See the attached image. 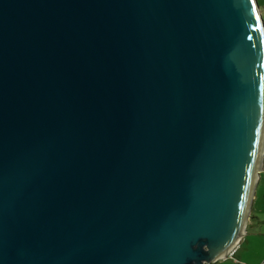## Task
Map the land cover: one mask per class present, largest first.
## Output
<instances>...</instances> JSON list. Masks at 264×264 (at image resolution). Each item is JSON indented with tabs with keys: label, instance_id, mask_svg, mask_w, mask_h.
Returning a JSON list of instances; mask_svg holds the SVG:
<instances>
[{
	"label": "water",
	"instance_id": "1",
	"mask_svg": "<svg viewBox=\"0 0 264 264\" xmlns=\"http://www.w3.org/2000/svg\"><path fill=\"white\" fill-rule=\"evenodd\" d=\"M264 168L257 0H0V264H204Z\"/></svg>",
	"mask_w": 264,
	"mask_h": 264
},
{
	"label": "crops",
	"instance_id": "2",
	"mask_svg": "<svg viewBox=\"0 0 264 264\" xmlns=\"http://www.w3.org/2000/svg\"><path fill=\"white\" fill-rule=\"evenodd\" d=\"M204 264H264V191L255 193L245 231L228 254Z\"/></svg>",
	"mask_w": 264,
	"mask_h": 264
},
{
	"label": "rangeland",
	"instance_id": "3",
	"mask_svg": "<svg viewBox=\"0 0 264 264\" xmlns=\"http://www.w3.org/2000/svg\"><path fill=\"white\" fill-rule=\"evenodd\" d=\"M258 5L260 6L261 15L264 22V0H257ZM264 191V169L261 171V179L258 181L256 194L260 195L261 192Z\"/></svg>",
	"mask_w": 264,
	"mask_h": 264
}]
</instances>
